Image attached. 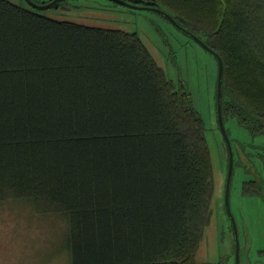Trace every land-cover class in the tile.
<instances>
[{
	"label": "trees",
	"instance_id": "1",
	"mask_svg": "<svg viewBox=\"0 0 264 264\" xmlns=\"http://www.w3.org/2000/svg\"><path fill=\"white\" fill-rule=\"evenodd\" d=\"M126 1L165 11L212 49L223 63V120L264 134L256 0ZM32 8L0 0V203L65 220L68 264H226L196 261L214 176L188 88L136 33ZM263 185L244 181L242 194L264 200Z\"/></svg>",
	"mask_w": 264,
	"mask_h": 264
},
{
	"label": "rangeland",
	"instance_id": "2",
	"mask_svg": "<svg viewBox=\"0 0 264 264\" xmlns=\"http://www.w3.org/2000/svg\"><path fill=\"white\" fill-rule=\"evenodd\" d=\"M8 1L32 8L27 0ZM256 1L264 11V0ZM37 11L57 21L136 33L166 77L176 86L182 83L188 88L203 119L214 176L211 221L196 261L235 264L234 232L224 204L228 151L217 121L215 58L160 14L129 9L112 0H66L57 9ZM224 127L234 160L229 204L238 234L239 261L264 264V200L242 194L244 181L256 180L263 185L264 134L252 138L232 117L225 118ZM66 228L59 215L41 214L26 202L0 203V264H68L62 244Z\"/></svg>",
	"mask_w": 264,
	"mask_h": 264
},
{
	"label": "water",
	"instance_id": "3",
	"mask_svg": "<svg viewBox=\"0 0 264 264\" xmlns=\"http://www.w3.org/2000/svg\"><path fill=\"white\" fill-rule=\"evenodd\" d=\"M29 4L37 9V10H46L51 8L55 3L59 1H64V0H54L49 4L46 5H37L35 3H32L30 0H27ZM117 4L123 5L129 9L137 10V11H153L158 14H160L162 17L167 19L175 28H177L181 33L184 35L188 36L189 38L193 39L198 43L206 52L211 54L215 60L217 61V66H218V74H217V121H218V126L220 129V132L222 134L223 140L225 142L227 151H228V169H227V177H226V186H225V197H224V204H225V209L226 213L231 221L233 232H234V246H235V264H240L239 261V245H238V234L236 230V225L235 221L233 219V216L231 214L230 210V187H231V180H232V174H233V152L230 144V140L228 138V135L226 133L225 127H224V120L222 116V87H223V63L221 58L212 50L210 49L198 36L194 35L193 33L187 31L165 11H162L158 8L154 7H148V6H140L134 3H130L126 0H112Z\"/></svg>",
	"mask_w": 264,
	"mask_h": 264
},
{
	"label": "bare ground",
	"instance_id": "4",
	"mask_svg": "<svg viewBox=\"0 0 264 264\" xmlns=\"http://www.w3.org/2000/svg\"><path fill=\"white\" fill-rule=\"evenodd\" d=\"M52 1H53V0H52ZM59 2H60V1H59ZM53 6H54V5H53ZM237 104H238V103H237ZM242 105H243V104H242ZM242 105H241V106H242ZM244 107H245V106H244ZM194 111H195V110H194ZM230 111H231V110H230ZM239 113H240V112H239ZM239 113H238V114H239ZM238 119H239V118H238ZM247 122H248V121H247ZM203 124H204V123L202 122V125H203ZM263 126H264V125H263ZM203 127H204V126H203ZM226 127H227V125H226ZM240 127H241V126H240ZM263 128H264V127H263ZM263 130H264V129H263ZM212 200H213V199H212Z\"/></svg>",
	"mask_w": 264,
	"mask_h": 264
}]
</instances>
